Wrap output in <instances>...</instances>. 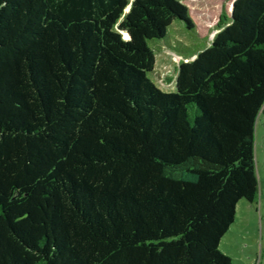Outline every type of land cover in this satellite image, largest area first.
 Wrapping results in <instances>:
<instances>
[{
    "label": "trees",
    "instance_id": "obj_1",
    "mask_svg": "<svg viewBox=\"0 0 264 264\" xmlns=\"http://www.w3.org/2000/svg\"><path fill=\"white\" fill-rule=\"evenodd\" d=\"M129 4L0 0V264H233L221 240L259 193L264 0H235L170 92L150 40L195 28L190 9Z\"/></svg>",
    "mask_w": 264,
    "mask_h": 264
},
{
    "label": "rangeland",
    "instance_id": "obj_2",
    "mask_svg": "<svg viewBox=\"0 0 264 264\" xmlns=\"http://www.w3.org/2000/svg\"><path fill=\"white\" fill-rule=\"evenodd\" d=\"M128 5L129 9L131 2ZM190 9L196 27L187 29L180 21L169 28L171 43L156 44V72L150 76L164 91H175L177 65L194 59L196 54L208 47L214 36L231 15L235 0H182ZM168 78H173L169 85ZM257 123L255 158L258 169V199L251 203L241 199L237 205L235 221L223 236L220 248L233 258V264H264V115Z\"/></svg>",
    "mask_w": 264,
    "mask_h": 264
},
{
    "label": "built area",
    "instance_id": "obj_3",
    "mask_svg": "<svg viewBox=\"0 0 264 264\" xmlns=\"http://www.w3.org/2000/svg\"><path fill=\"white\" fill-rule=\"evenodd\" d=\"M260 116H262L264 114V105L262 106L260 112H259Z\"/></svg>",
    "mask_w": 264,
    "mask_h": 264
},
{
    "label": "water",
    "instance_id": "obj_4",
    "mask_svg": "<svg viewBox=\"0 0 264 264\" xmlns=\"http://www.w3.org/2000/svg\"><path fill=\"white\" fill-rule=\"evenodd\" d=\"M130 8H131V5H130L129 9L126 8V11H129ZM232 11H233V7H232V9H231V14H232Z\"/></svg>",
    "mask_w": 264,
    "mask_h": 264
},
{
    "label": "crops",
    "instance_id": "obj_5",
    "mask_svg": "<svg viewBox=\"0 0 264 264\" xmlns=\"http://www.w3.org/2000/svg\"><path fill=\"white\" fill-rule=\"evenodd\" d=\"M231 13V12H230ZM195 58V57H194ZM261 117H263V116H261Z\"/></svg>",
    "mask_w": 264,
    "mask_h": 264
}]
</instances>
